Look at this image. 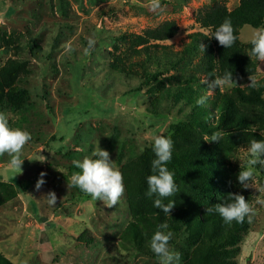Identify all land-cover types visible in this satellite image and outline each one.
Here are the masks:
<instances>
[{
    "label": "rangeland",
    "instance_id": "1",
    "mask_svg": "<svg viewBox=\"0 0 264 264\" xmlns=\"http://www.w3.org/2000/svg\"><path fill=\"white\" fill-rule=\"evenodd\" d=\"M216 3L233 10L239 0H162L157 13L150 11L149 0H0V111L9 113L11 128L32 136L22 150L20 173L9 166L8 154L0 156V257L9 264H159L149 244L163 212L153 207L156 196L145 195L142 166L148 171L150 164L141 160V149L152 145L153 135H164L184 120L189 108L175 103L174 92L203 94L198 88L203 78L192 76L197 57H185L175 69L164 66L177 60L189 35L208 33L195 23V14ZM171 21L176 36L152 42L167 47L164 56L160 50L151 62L143 57L138 67L126 64L123 75L114 69V58H124L128 47L120 36L142 35ZM252 30H239L247 51ZM89 38L96 43L85 55ZM158 70L156 80L145 82ZM255 77H264V62L257 60ZM250 83L246 78L236 86ZM202 140L210 145L206 136ZM97 141L123 174L125 192L112 208L78 192L70 179L72 161L91 155ZM240 155L231 161L242 167L246 155ZM41 172L45 183L37 189ZM258 175L247 189L255 215L237 264H264V204L256 203L264 200V174ZM49 191L56 194L54 206L45 200ZM175 199L187 208L181 190ZM135 231L143 236L139 243ZM172 233L169 246L181 253L179 264H192L198 239L189 240L184 231L175 240Z\"/></svg>",
    "mask_w": 264,
    "mask_h": 264
},
{
    "label": "trees",
    "instance_id": "2",
    "mask_svg": "<svg viewBox=\"0 0 264 264\" xmlns=\"http://www.w3.org/2000/svg\"><path fill=\"white\" fill-rule=\"evenodd\" d=\"M225 18L231 19L237 36L234 45L226 49L212 38L216 28ZM195 23L208 33L189 35V41L177 60L164 66V70L175 69L185 57H197L192 76L202 77L204 80L201 86H198L203 94L189 89L173 93L175 103L187 106L189 111L184 115V120L172 124L164 134L171 137L174 142L172 160L167 167L175 173L174 179L188 206L187 208L180 206L174 195L172 199L175 201L174 209L169 217L159 213L155 227L158 229L161 223L166 222L169 226L167 231L174 232L175 240L184 231L188 233L189 240L192 237L194 238L191 240L198 239L197 247L191 250L195 258L192 264H237L239 245L250 229L248 218L246 217L243 222L233 221L226 224L218 214L208 213L206 209L227 200L230 193H240L250 201L249 191L242 188L237 176L240 170L247 167L249 159L247 152L242 149H246L252 139L264 140V77L257 80L254 88L233 87L229 93H220L219 88H216L213 90L214 96L208 97L203 106L197 105L196 101L209 90L212 80L222 77L227 71H232L236 84L256 75L257 59L250 54L252 44L247 51L239 40V30L243 26L253 29L264 27V0H239L238 6L233 10L216 3L211 7L199 9L195 14ZM177 32L176 24L171 21L164 22L155 29L146 30L142 35L120 36L119 39H125L128 47L124 58L115 57L112 66L123 75L126 64L129 68L138 67L143 57L151 62L158 57L157 52L160 50L164 56L163 52L167 47L152 42L170 40ZM200 43L206 45L204 52L200 50ZM11 65L12 62L7 68ZM161 72L158 70L154 74H147L145 82L156 80L157 74ZM190 78L196 80L193 77H189L188 80ZM136 91L139 92L140 89ZM212 119H216L215 123L208 124ZM216 131H224L226 134L219 142H210L207 146L202 137L206 136L208 139ZM240 151H244L246 155L242 167L231 161V158L241 156ZM147 158L150 164L148 171L142 166V176L145 180L146 176L153 174L151 161L155 156L152 145L142 152L141 160ZM74 170L80 171L77 168ZM255 173H259L258 176L261 178L264 169L256 165ZM75 188L81 194L84 193ZM132 189L134 190V187ZM18 192H23L20 184ZM168 202L169 199L165 198L164 203ZM142 237L136 231L133 232L135 243H139ZM173 243L176 248L177 243L175 241ZM0 264L9 263L0 257Z\"/></svg>",
    "mask_w": 264,
    "mask_h": 264
},
{
    "label": "clouds",
    "instance_id": "3",
    "mask_svg": "<svg viewBox=\"0 0 264 264\" xmlns=\"http://www.w3.org/2000/svg\"><path fill=\"white\" fill-rule=\"evenodd\" d=\"M148 7L154 13L160 12L163 10L162 0H149ZM212 38L225 49L231 48L237 40L231 19L225 18L216 28ZM95 43L94 38H89L88 46L84 49L85 55H90ZM251 44L250 54L256 57L258 61L264 62V27L252 30ZM199 47L204 52L206 45L200 43ZM69 50L71 49L69 48ZM249 80L251 83L248 86L256 87V77L249 76ZM219 87H237L232 71H227L222 77L212 80L209 84V92L197 99V105L203 106L211 95V90ZM9 118L8 112L0 111V156L8 154L10 156L9 166L20 173L24 161L22 150L31 141L32 136L26 130L11 128ZM225 134L224 131L213 132L208 140L219 142ZM173 147L174 142L171 137L162 134L152 136V151L155 158L151 161L153 174L147 177V192L145 193L149 198L157 197L153 201V207L161 210L168 217L175 207V201L169 200L168 203H164V199L179 192L174 179L175 173L167 167L172 160ZM242 150L247 152L249 159L247 167L239 171L237 180L243 189H249L251 187L250 181L256 172V165L264 166V140L252 139L249 141L248 147ZM45 159L42 155L38 157L40 162H44ZM72 163L75 168L80 170L74 172L70 177L74 187L90 195L94 201L105 202L108 208L117 205L125 192L123 174L115 162L111 160L110 153L99 146V141H97L91 155L84 156L82 160H73ZM45 175L44 172L40 173L41 178L37 180L35 185L37 189L45 183L43 179ZM260 190L264 191V188ZM45 200L50 206H54L57 202L55 192L49 191ZM256 203L264 204V200L258 199ZM206 211L218 214L226 224L233 221L243 222L246 217L250 222L252 216L255 215L253 205L240 193L228 194L227 200L212 205ZM168 227L166 222L158 226L151 237L149 247L159 258V264H179L181 253L170 249L169 242L173 233L167 231Z\"/></svg>",
    "mask_w": 264,
    "mask_h": 264
}]
</instances>
